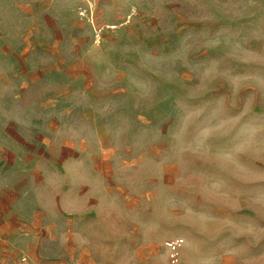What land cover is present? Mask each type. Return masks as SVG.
<instances>
[{"label": "rangeland", "instance_id": "374dc122", "mask_svg": "<svg viewBox=\"0 0 264 264\" xmlns=\"http://www.w3.org/2000/svg\"><path fill=\"white\" fill-rule=\"evenodd\" d=\"M13 7L0 123L82 135L100 202L35 250L1 238L0 264H264V0H97L92 26Z\"/></svg>", "mask_w": 264, "mask_h": 264}, {"label": "crops", "instance_id": "0c3cea01", "mask_svg": "<svg viewBox=\"0 0 264 264\" xmlns=\"http://www.w3.org/2000/svg\"><path fill=\"white\" fill-rule=\"evenodd\" d=\"M13 1L22 26L75 25L81 6L79 0ZM19 121L7 130L0 123V239L9 248L24 242L25 249L35 250L42 235L54 233L63 221L74 223L70 228L81 226L86 206L93 211L100 195L94 164L84 161L82 135L46 131L43 136Z\"/></svg>", "mask_w": 264, "mask_h": 264}, {"label": "built area", "instance_id": "2783aa9c", "mask_svg": "<svg viewBox=\"0 0 264 264\" xmlns=\"http://www.w3.org/2000/svg\"><path fill=\"white\" fill-rule=\"evenodd\" d=\"M97 0H80V2L84 3L85 8L82 10L81 7L78 8L77 15L80 19H85L87 23L91 26L93 25V4ZM100 40V30L95 31V41L99 42Z\"/></svg>", "mask_w": 264, "mask_h": 264}]
</instances>
